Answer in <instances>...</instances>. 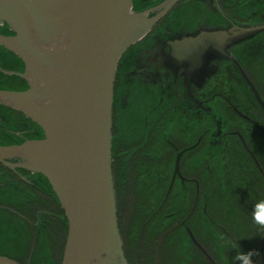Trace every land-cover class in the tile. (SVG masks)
I'll return each mask as SVG.
<instances>
[{
    "label": "flooded vegetation",
    "instance_id": "af4514ba",
    "mask_svg": "<svg viewBox=\"0 0 264 264\" xmlns=\"http://www.w3.org/2000/svg\"><path fill=\"white\" fill-rule=\"evenodd\" d=\"M168 1L133 0V9L152 17ZM261 24L264 0H176L119 61L112 179L128 264H264V223L253 219L264 201V107L247 82L264 103V32L229 46L230 57L174 56L184 38ZM1 69L25 66L0 45V90L28 89ZM43 138L35 122L0 105V146ZM40 176L0 163V256L19 264L63 258L66 216Z\"/></svg>",
    "mask_w": 264,
    "mask_h": 264
},
{
    "label": "water",
    "instance_id": "95a60500",
    "mask_svg": "<svg viewBox=\"0 0 264 264\" xmlns=\"http://www.w3.org/2000/svg\"><path fill=\"white\" fill-rule=\"evenodd\" d=\"M175 2L149 17L133 9V0H0V26L14 33L0 35V45L25 66L23 73L1 70L29 86L0 90V105L23 113L44 133L43 139L0 146V163L49 182L68 223L61 264H128L112 179L115 77L125 52ZM261 32L264 24L204 31L175 45L174 56L193 64L209 50L230 57L229 46ZM64 34L67 41L61 40ZM0 264L19 263L0 256Z\"/></svg>",
    "mask_w": 264,
    "mask_h": 264
},
{
    "label": "trees",
    "instance_id": "16d2710c",
    "mask_svg": "<svg viewBox=\"0 0 264 264\" xmlns=\"http://www.w3.org/2000/svg\"><path fill=\"white\" fill-rule=\"evenodd\" d=\"M7 26L6 25H4V26H2V27H0V29H5V30H7ZM21 63V62H20ZM7 68L8 69H11V67H9V66H7ZM264 81V78L263 79H261L260 78V80L258 81L260 84H262V82ZM20 85L18 86V88H16L15 90H18V91H21V81H20V83H19ZM19 116H21V114H18ZM9 145H11V144H9ZM40 178H42V180L46 183V184H48V186H49V188H50V190H51V187H50V185H49V183H48V181L43 177V176H40ZM261 198H263V197H261ZM262 201V200H261ZM260 202V201H259ZM258 202V203H259ZM257 203V204H258ZM256 204V205H257ZM256 205H255V207H254V209H256ZM64 212V211H63ZM65 226H66V235H67V233H68V223H67V220H66V218H65ZM258 243H259V239H256V244H257V247H258ZM2 256H5V257H9V258H11V259H13V260H16V261H18V262H20L21 261V258L20 257H16V256H12V255H10V254H1ZM253 259H254V256H253ZM258 259L259 258H257L256 259V261H255V263L256 262H258ZM41 264H43L42 262H40Z\"/></svg>",
    "mask_w": 264,
    "mask_h": 264
},
{
    "label": "clouds",
    "instance_id": "9594fccd",
    "mask_svg": "<svg viewBox=\"0 0 264 264\" xmlns=\"http://www.w3.org/2000/svg\"><path fill=\"white\" fill-rule=\"evenodd\" d=\"M62 41H67V34H64L61 36ZM257 211L253 214V219L257 222L264 223V220L260 219L261 213L264 212V201H260L256 205ZM251 255V253H250Z\"/></svg>",
    "mask_w": 264,
    "mask_h": 264
}]
</instances>
